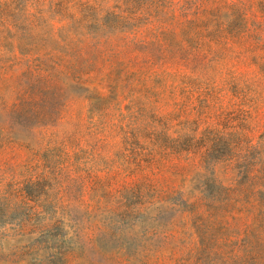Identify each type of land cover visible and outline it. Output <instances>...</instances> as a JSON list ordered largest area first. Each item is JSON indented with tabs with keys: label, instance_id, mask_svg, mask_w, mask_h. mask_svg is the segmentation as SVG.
<instances>
[{
	"label": "rangeland",
	"instance_id": "1",
	"mask_svg": "<svg viewBox=\"0 0 264 264\" xmlns=\"http://www.w3.org/2000/svg\"><path fill=\"white\" fill-rule=\"evenodd\" d=\"M0 264H264V0H0Z\"/></svg>",
	"mask_w": 264,
	"mask_h": 264
}]
</instances>
